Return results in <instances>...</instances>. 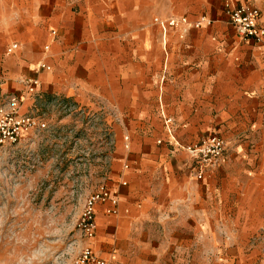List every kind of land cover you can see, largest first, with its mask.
Masks as SVG:
<instances>
[{
	"label": "crops",
	"instance_id": "crops-1",
	"mask_svg": "<svg viewBox=\"0 0 264 264\" xmlns=\"http://www.w3.org/2000/svg\"><path fill=\"white\" fill-rule=\"evenodd\" d=\"M228 1L264 11V0H0V101L20 97L40 117L29 107L47 93L122 116L107 183L119 212L98 206L92 243L111 264H264V38L241 39ZM173 16L211 23L183 37L155 23ZM213 132L224 161L200 180L185 147Z\"/></svg>",
	"mask_w": 264,
	"mask_h": 264
},
{
	"label": "rangeland",
	"instance_id": "rangeland-1",
	"mask_svg": "<svg viewBox=\"0 0 264 264\" xmlns=\"http://www.w3.org/2000/svg\"><path fill=\"white\" fill-rule=\"evenodd\" d=\"M36 94L29 112L47 127L0 147V264H71L85 199L110 179L119 112Z\"/></svg>",
	"mask_w": 264,
	"mask_h": 264
},
{
	"label": "built area",
	"instance_id": "built-area-1",
	"mask_svg": "<svg viewBox=\"0 0 264 264\" xmlns=\"http://www.w3.org/2000/svg\"><path fill=\"white\" fill-rule=\"evenodd\" d=\"M225 14L228 21L236 29L242 40L254 39L258 42L264 38V11L249 4H234L228 1L225 5ZM204 22L211 23L206 16H202L197 21H189L186 16H173L168 19L155 18V23L159 24L164 32L169 28H179L181 36L191 28H198ZM56 35V31H52ZM18 48V43H13L8 47V52ZM49 46L45 47V51ZM51 70L47 63H41L39 70ZM27 92L34 94L39 86L38 79L25 81ZM22 100L17 96H9L0 101V147L10 148L18 145L29 136L39 133L47 127L46 121L33 114L21 113ZM164 125L170 136L171 142L181 146L174 129L173 119L164 117ZM189 153V167L195 178L204 179L207 174L215 172L224 161L226 150V140L217 132L209 133L200 138L192 145L185 147ZM107 204L104 211L108 215H116L119 212L118 194L107 184L99 185L85 199L81 215L78 220V228L85 240L84 246L72 261L71 264H111V262L101 257L93 247V240L97 232V211L98 206Z\"/></svg>",
	"mask_w": 264,
	"mask_h": 264
}]
</instances>
